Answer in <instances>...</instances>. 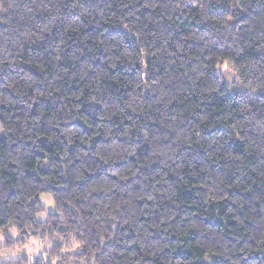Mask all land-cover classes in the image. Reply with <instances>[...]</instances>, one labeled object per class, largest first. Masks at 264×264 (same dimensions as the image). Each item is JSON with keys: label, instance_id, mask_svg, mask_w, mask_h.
Returning <instances> with one entry per match:
<instances>
[{"label": "trees", "instance_id": "16d2710c", "mask_svg": "<svg viewBox=\"0 0 264 264\" xmlns=\"http://www.w3.org/2000/svg\"><path fill=\"white\" fill-rule=\"evenodd\" d=\"M0 129L5 264H264V0H0Z\"/></svg>", "mask_w": 264, "mask_h": 264}, {"label": "rangeland", "instance_id": "374dc122", "mask_svg": "<svg viewBox=\"0 0 264 264\" xmlns=\"http://www.w3.org/2000/svg\"><path fill=\"white\" fill-rule=\"evenodd\" d=\"M216 73L222 77V81L226 84L230 93H236L245 90V87L238 81L236 74L230 69L227 62L219 64L216 67ZM2 135L3 134L0 129V139L2 138ZM7 237H10L13 240L17 239L18 233L16 229H9L7 232ZM5 244L6 236L0 232V247L4 246ZM44 249H46L45 243L31 239L23 246L15 245L13 247L3 249L0 252V264L16 262L23 256L28 258L42 256ZM208 261L210 260H206V262Z\"/></svg>", "mask_w": 264, "mask_h": 264}, {"label": "crops", "instance_id": "0c3cea01", "mask_svg": "<svg viewBox=\"0 0 264 264\" xmlns=\"http://www.w3.org/2000/svg\"><path fill=\"white\" fill-rule=\"evenodd\" d=\"M39 199H40L41 205L44 207V209L46 210L47 213H49V214H54L55 213V209H54V206H53L52 199L49 196H41ZM36 219L39 222H44L47 219V215L39 214L36 217Z\"/></svg>", "mask_w": 264, "mask_h": 264}]
</instances>
